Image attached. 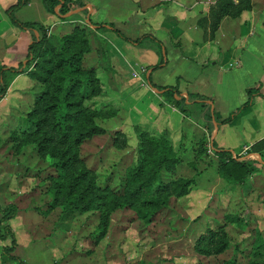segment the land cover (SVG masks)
<instances>
[{
    "label": "rangeland",
    "instance_id": "rangeland-1",
    "mask_svg": "<svg viewBox=\"0 0 264 264\" xmlns=\"http://www.w3.org/2000/svg\"><path fill=\"white\" fill-rule=\"evenodd\" d=\"M63 17L49 38L58 47V37L74 26L80 30L78 37L88 49L82 53L81 65L94 70L100 85V91L83 103L111 111L97 117L103 131L83 139L78 147L97 185L120 190L125 169L139 159L140 130L162 134L177 155L178 162L163 176H193L194 181L186 193L169 197L147 217L137 216L131 208L113 209L104 235L96 242L97 212L62 204L51 207L44 186L51 172L49 158L40 157L33 143L17 144L19 133L28 129L29 98L4 96L0 99V206L13 203L17 209L4 222L16 240L11 253L27 264H264V155L250 158L259 162L241 182H226L218 173L219 160L207 150L204 131L192 120L184 133L178 129L172 105L146 84L145 69L132 60L133 55L127 53L129 60L114 58L121 66L114 63L113 70L102 68L83 15L73 11ZM100 31L97 35L102 37ZM182 113L187 115L189 109ZM190 115L196 119V112ZM115 132L123 135V145L113 143ZM206 228L223 229L226 246L220 252L204 255L194 247ZM9 244V237L0 239V249ZM0 264L16 262L0 253Z\"/></svg>",
    "mask_w": 264,
    "mask_h": 264
},
{
    "label": "trees",
    "instance_id": "trees-1",
    "mask_svg": "<svg viewBox=\"0 0 264 264\" xmlns=\"http://www.w3.org/2000/svg\"><path fill=\"white\" fill-rule=\"evenodd\" d=\"M26 0H17L6 9L11 23L20 31L29 33V43L26 46L23 65L14 72L26 71L36 82L42 85L36 93L29 110L25 113L28 129L21 131L17 144L33 143L36 153L42 158H49L51 172L46 174L45 190L51 196V207L62 204L64 207L83 212L95 210L98 222L94 241H97L106 231L110 212L116 208H131L137 216L147 217L156 209L161 208L169 197H178L188 191L194 181L193 176L165 177L163 172L171 169L178 162V157L172 149L169 140L162 134H151L140 130L137 162L125 169L124 180L119 191L108 186H99L96 177L79 157V144L83 139L103 131L97 122L98 116H107L111 111L95 109L83 103V99L100 91L98 79L92 68L84 69L81 65L82 53L86 49L78 37L80 30L73 27L70 32L57 38L58 47L49 38L45 27L36 20L20 21L14 16V10ZM44 8L62 16L75 6H83L81 0H41ZM251 0H214L209 4L204 16L197 19V24L207 28V36L213 38V31L221 16H235L244 9H250ZM56 8V9H55ZM87 15L86 28L89 31L97 55V63L102 68L112 69L109 55L104 45V39L96 30L107 26L121 39L137 43L144 37L152 39L159 47L161 43L150 34H141L134 38L123 34L112 21L98 22ZM159 63L151 65L156 68ZM145 82L154 88L164 100L179 111H184V105L189 102L210 98L199 93L178 89L177 80L174 84H155L149 75ZM86 84V86H84ZM7 82L0 77V97L4 94ZM86 87V90H81ZM259 84L245 89L247 98L231 110L223 118L213 116L217 123L229 121L252 103V97L259 94ZM209 114V112H208ZM113 143L123 145L124 138L120 132H115ZM219 160L218 173L228 183L241 182L255 169L254 162L258 159L229 157L231 149L210 145ZM13 203L0 206V224L11 218L16 212ZM9 237L10 244L3 245L1 254H5L16 264H27L26 261L11 251L16 245L14 233L9 225L0 226V239ZM226 246L223 229L206 228L195 244L201 254H215ZM225 264H233L226 261Z\"/></svg>",
    "mask_w": 264,
    "mask_h": 264
},
{
    "label": "crops",
    "instance_id": "crops-1",
    "mask_svg": "<svg viewBox=\"0 0 264 264\" xmlns=\"http://www.w3.org/2000/svg\"><path fill=\"white\" fill-rule=\"evenodd\" d=\"M16 1L0 0V77L7 82L0 99L27 95L26 105L30 106L39 84L26 71H13L23 65L29 43V33L13 25L6 13ZM81 1L84 5L73 9L83 15L84 20L87 14L83 8H86L93 21H112L128 37L150 34L161 43L159 47L149 37L137 43L127 42L105 26L100 34L105 39L112 70L116 63L114 58L126 59L129 52L132 60L145 69L144 77L149 75L151 82L174 84L178 76L181 92L210 98V101H191L189 106H185L186 103L187 115L170 106L179 119L178 129L184 133L192 120L204 131L209 146L213 143L233 151L243 150L245 158L264 155V0H251L250 9L235 16H221L213 38H209L207 28L196 21L206 14L214 0ZM13 13L20 21H39L47 33L65 19L46 10L41 0H26ZM156 63L159 66L151 68ZM257 84L259 94L253 95L252 103L240 114L223 123L213 120V116H226L247 98L245 89ZM192 111L196 112L195 120L190 115Z\"/></svg>",
    "mask_w": 264,
    "mask_h": 264
},
{
    "label": "built area",
    "instance_id": "built-area-1",
    "mask_svg": "<svg viewBox=\"0 0 264 264\" xmlns=\"http://www.w3.org/2000/svg\"><path fill=\"white\" fill-rule=\"evenodd\" d=\"M207 150L215 156V154L213 153V151H212V149H211L210 146H208ZM229 157H233V158H245V155H244L243 150H241V151H233V150H230Z\"/></svg>",
    "mask_w": 264,
    "mask_h": 264
},
{
    "label": "water",
    "instance_id": "water-1",
    "mask_svg": "<svg viewBox=\"0 0 264 264\" xmlns=\"http://www.w3.org/2000/svg\"><path fill=\"white\" fill-rule=\"evenodd\" d=\"M56 9V8H55ZM75 9H71V10H68L65 14H62V16H66V15H69L70 13H72ZM212 107H210V110H211Z\"/></svg>",
    "mask_w": 264,
    "mask_h": 264
}]
</instances>
